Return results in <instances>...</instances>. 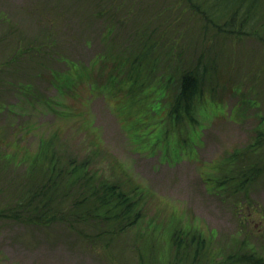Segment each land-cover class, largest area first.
I'll return each instance as SVG.
<instances>
[{
    "label": "rangeland",
    "instance_id": "374dc122",
    "mask_svg": "<svg viewBox=\"0 0 264 264\" xmlns=\"http://www.w3.org/2000/svg\"><path fill=\"white\" fill-rule=\"evenodd\" d=\"M204 2L0 0V210L14 207L28 157L54 133L109 179L123 168L143 207L139 224L122 235L100 222L1 219L0 264H169L167 232L179 223L199 228L222 255L248 240L264 257V177L245 197L213 182L220 160L243 153L264 122V9L249 22L243 8L233 21L209 10L216 29L203 13L216 0ZM39 43L49 49L33 51ZM142 43L155 44L157 59L149 87L131 101L128 76ZM200 58L209 83L194 120L177 130L168 119L176 78ZM153 227L164 233L152 239ZM141 232L149 238L141 241Z\"/></svg>",
    "mask_w": 264,
    "mask_h": 264
},
{
    "label": "trees",
    "instance_id": "16d2710c",
    "mask_svg": "<svg viewBox=\"0 0 264 264\" xmlns=\"http://www.w3.org/2000/svg\"><path fill=\"white\" fill-rule=\"evenodd\" d=\"M206 3L205 0L204 4ZM209 5L203 13L206 14L208 21H212L213 26L219 29L220 25L208 17L209 10L218 9L223 14L230 13L229 21H233L243 8L242 22H249L250 19L257 18L260 10L264 9V0H216L211 9ZM222 31L223 28H220L218 33ZM139 46L140 54L132 61V69L128 76V95L131 101L138 100L143 90L146 91L149 87L146 84L150 75L149 64H154L157 59L154 55L155 44L152 47L144 43ZM32 47L33 51L40 53L49 49L46 43ZM214 57L217 58V55ZM201 62L200 58L195 68L182 70L181 75L176 78L168 119L177 130L179 123L181 125L185 119L194 120L196 103L205 95L210 69L201 67ZM216 62L213 61V65ZM165 85L168 89L170 83L166 82ZM142 99L145 97H140L139 101ZM263 119L261 120L264 121ZM257 130L259 133L254 142L243 153L234 151L220 160L223 161L222 172L219 173L221 176L215 178L213 182L221 192H231L237 196L242 194L245 197L255 183L264 177V122L258 125ZM61 138L62 135L59 133L45 139L41 138L39 150L31 159L28 157V162L32 164L27 177L29 179L21 183L16 196H11V199L16 201L14 207L0 210V220L10 217L24 224L45 226L54 222H66L71 226V221L78 224L100 222L102 225L113 227L111 233L117 235H122L128 228L137 226L143 214V207L140 204L141 193L137 191L138 188L133 180H130L127 172L121 168L120 171L124 174L120 178L109 179L103 172L95 171L89 160H79L73 150L67 147L69 146L67 142L62 144ZM76 147L82 148L80 145ZM236 204L237 216L241 222L243 212L240 204L243 205V202L237 201ZM249 215L251 217L252 213ZM152 230L150 231L152 239L153 233L155 235L164 233L157 232L154 227ZM140 234L141 241L149 238L144 232ZM167 234V237L171 238L170 247L172 246L169 264H264V257L249 248L248 240H242L238 248L231 247L233 249L222 255L199 228H186L179 223ZM161 238L155 236L154 240L159 242ZM136 248L140 250L138 246Z\"/></svg>",
    "mask_w": 264,
    "mask_h": 264
}]
</instances>
